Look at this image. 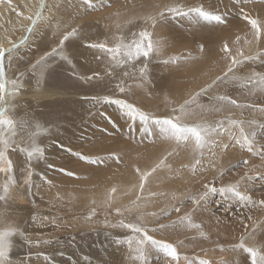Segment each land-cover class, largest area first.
Returning <instances> with one entry per match:
<instances>
[{"label": "bare ground", "instance_id": "6f19581e", "mask_svg": "<svg viewBox=\"0 0 264 264\" xmlns=\"http://www.w3.org/2000/svg\"><path fill=\"white\" fill-rule=\"evenodd\" d=\"M46 2L49 5L54 3L59 4V8L54 7L51 13L48 11L44 12L45 16L51 15L54 17L52 22L53 27L43 28L39 34H33L29 41V44L33 42L36 43H33L35 45L33 50H30L31 47L29 45L22 46L19 50V55H21L20 52L29 50L28 52L26 51L28 55H24L23 52L22 56L26 58L24 59V57H21L23 60L20 63L18 60H16L17 62L14 61L15 67L19 66L20 68H18L20 71H24L26 67H29L30 60L34 63L35 59H38L45 51H42L37 55L33 54L40 51L41 48L43 49L47 47L48 44V46H50L53 41L58 43L61 38H58V35H60L65 29L70 30L71 27L79 26L82 28L84 35L81 36V40L76 41L77 47L72 51L71 57L69 58L71 63L57 59V63L55 62L52 64L50 69L45 73V77L41 81L39 87L36 84V78L33 77L31 73H28L25 77L23 91L14 97H10L15 105L13 110L15 111L17 118L25 117L27 114L34 121L41 123L44 127L49 129V134H41L42 139L37 141L42 146H46V153H48L47 158L49 159L33 161V166L36 167V169L34 167V174H38L36 175L38 182H40V179L42 180V183H39L38 188L34 189L36 197L44 201L51 196L57 198L59 195L58 197L61 196L67 198L66 200H70L68 197L75 199L78 193H81L80 190H82L83 193L87 191L85 193L90 194L89 199L91 198L93 200L94 198L95 202L103 203L105 201L104 198H110L114 206L119 205L121 201L122 203H125V207L132 208V202L135 200L136 195L141 194L139 190L141 173H151L147 181H145V190L142 194V200L146 201L148 194L151 192L158 194L157 198L151 203H147L146 206L144 204L141 205V212L144 214H148L152 211L153 208L151 207V204L157 202V199L159 200L160 198H163L166 201H169L171 200L169 199L170 195H175L173 196L175 198L183 195L175 189L176 186H173L175 187L173 188L170 184L173 182L179 186L182 180L179 183L178 179H182L183 174H189V171H191L187 167H189V164H191L190 166L192 167L193 163H195L196 155L193 152L192 146L188 145L187 147L181 146L178 148L175 142L167 141L158 135L149 138L147 136H142L138 129L134 132H130L126 124L127 117L124 116L116 106L111 104H94L90 99L92 95L96 96V94L99 95V93L110 92V95L113 94V96L119 94L116 90V84L119 83L117 77H106V80L108 81L106 88L101 86L102 82H97L95 80L89 82L87 79V77L92 75L93 72H99L101 76H104L106 67V55L95 49L86 47L87 43L101 42L107 39L109 45L112 46L118 42L114 37L121 35L127 37L131 32L137 31L139 27L143 25V20L141 18L155 14L158 10L157 6L171 4L176 2V0H93V3L96 4L97 7L95 9L87 10L86 14H83V9H74L73 7H70V5H78L79 0H46ZM186 2L192 6L203 3L206 8L227 11L230 14L236 13L240 8H243L244 11L249 13L253 18L260 19L262 21V27H264V0H249L248 3L240 4H237L236 0H186ZM38 4L39 0H12L11 5L8 4V0H2V2H0V43L5 46H10V43H18L23 35H27L26 26L29 24V21L20 17L18 12L22 11L25 16H27L30 14L29 9L34 12L36 7H38ZM129 20H131L132 23H128ZM97 21H102V23L97 24ZM57 23L60 25L58 31L55 28ZM150 30L154 31V38H160L165 41L164 53L161 56L152 58L149 62L150 81L146 80L141 83L139 79H137L135 82L132 80H126V83L133 87V91L130 93L134 94V98L136 99L134 102L137 106L146 108V110L152 111L156 115L168 111L165 107L168 102H183L184 99L188 98L189 93L198 91L205 83L210 82L215 76L222 74L227 62L222 59L224 54L219 50V46L225 38L228 40L231 48L237 46L233 43L237 35L248 40L253 39L250 24L238 17L233 19L231 15L229 16V26L226 28L212 25L198 26L187 18L181 17L178 19H169L163 24L158 25L154 30ZM54 32H56V35L53 34ZM56 44L52 47L56 46ZM201 44L204 45V52H200L199 50V45ZM239 46L245 49L246 54L255 55L258 51L264 50V34H262L259 43L254 41L251 45H246L244 39H242ZM52 47L46 51H51ZM189 52L196 57L195 60L181 62L179 65H164L158 62L159 60L167 59L169 56L187 54ZM97 57H101V59L98 60ZM21 58L19 60H21ZM258 61L259 60L248 62L241 67V70L245 69L244 75L242 74L241 76H249L253 71L259 72L257 69ZM139 66L140 63L137 62V67ZM116 71L117 74H119L122 70L117 69ZM18 74L19 73H16V75ZM9 78H15L12 70L9 71ZM234 87L235 90L240 88V86L238 87L237 85ZM248 87H241L242 89H240L245 92L243 91L244 93H239L240 95L238 94V96L245 95L246 91H248ZM219 89L220 88H217V94L214 89L209 94H213L214 91V94L218 95ZM229 92L230 91H228L227 94ZM232 93L236 95V92L232 91ZM256 94L258 95L260 93L257 92ZM251 95L255 96V94ZM114 97L123 98L124 95H117ZM125 98L127 99L129 97ZM243 99L244 98L240 99V101ZM261 100H264V94ZM204 102L206 103V101ZM254 102L252 101V104ZM256 105H259V101ZM102 115L107 116L102 117L104 118V120L102 119V121H104L103 123L100 119ZM105 118H107V122H105ZM110 123L117 124L118 130L121 129L120 133H122L117 139L113 140L109 138V135H107V132L105 131L106 129L102 132L100 131L101 133H95L100 129H98L100 124H103L104 127L108 124V128H111L109 125ZM246 126L247 125L244 127L246 128ZM118 130L115 128L110 131L111 134H113L115 131L119 133ZM90 133H95L99 136H96L97 138H94L93 140L95 134L91 137ZM84 137L86 139L87 137H91L93 141L84 146L82 143ZM226 141L227 140L224 137V142ZM61 145H63V147H61ZM80 146H84L88 153L93 154V157H108L115 153L119 156V160L114 158L105 159L103 164H92L91 166L82 163L79 164L80 162H83L79 159L76 160L80 162L74 159L70 167H65L63 165L65 162L62 163V166L59 164L60 162H58L57 158L60 156L61 152L64 151L70 156L72 151ZM68 149H71V151H68ZM169 152H175L174 155L170 156L165 161L169 167H161L156 172L152 173V168L156 167V165L159 164ZM51 158L54 159V163L52 162V164L48 163ZM204 158L208 165V160L212 158V156L209 155L208 149L205 151ZM13 159L14 161L22 159V154L20 156L13 155ZM59 161L62 160L60 159ZM50 164L51 167H49ZM62 168L67 172H70L68 171L69 168H73L76 175L69 176L66 172L61 171ZM56 169H59V171H55ZM136 169H139L140 172L138 173ZM52 174H54L56 178L60 177L58 179L60 185L53 184L56 182L51 183V185L43 182L45 181L44 178H47ZM49 179H47V181ZM185 179L187 181V176ZM185 179H183L184 183L186 182ZM2 182L3 178L0 177V183ZM151 185L155 188L152 189ZM69 186H72L75 190L70 191L65 189ZM185 186L186 185H184V187ZM113 187L117 188V192L114 194L110 191ZM94 189H96V192H92ZM22 190H13L6 202L0 201V213L6 214L7 223L18 226L20 229L22 224L21 221L19 222L17 219L22 217L19 215L24 212L22 209L23 205L21 206L25 200ZM25 193L26 192H24V194ZM132 194H136L134 199H129V196ZM10 200L11 202L9 203ZM75 200H77V198ZM130 200L133 201L130 202ZM25 201H27V199ZM42 201H40V203ZM71 201L72 200H70V202ZM49 203L51 202L49 201ZM35 213H37V211ZM47 214L49 215V213ZM50 215L48 219H50ZM45 217L47 218L48 216ZM69 218L71 217L69 216ZM27 221L26 217V221H24L25 226L26 228H30V226H27V223H29ZM71 223L76 224V221L70 219L65 221L64 224H70L73 228L74 225ZM46 224L49 226L50 222L48 224L47 221ZM43 225H45V222ZM2 227L3 225L0 224V228ZM35 227L38 228V226ZM39 227H41V225H39ZM45 227L47 226H44V229H46ZM23 228L24 227H22V231H24ZM28 228L25 230L30 232L31 230H28ZM37 228L32 229L33 233H36ZM29 232L25 234V237L30 238L31 240H38L40 241L39 243L42 244L45 243L43 242L45 238L43 235L45 232L41 233L38 231L39 234L37 235H34L33 233L28 234ZM191 235H196V233H192ZM25 237H13L14 247L11 252V258L16 261H24L25 264H36L35 261L37 260H42L43 262L48 261L49 259H44V256L47 254L46 252V254L39 255L36 252L33 253L35 250H33V252L29 250L31 245L27 242ZM19 238L22 243L18 244L17 240ZM29 252H32L33 254L29 255ZM123 257L125 261L129 260V248H126ZM194 257H200L211 261V257L208 255L201 256L197 253V255H194L191 258Z\"/></svg>", "mask_w": 264, "mask_h": 264}, {"label": "snow or ice", "instance_id": "6c2138e0", "mask_svg": "<svg viewBox=\"0 0 264 264\" xmlns=\"http://www.w3.org/2000/svg\"><path fill=\"white\" fill-rule=\"evenodd\" d=\"M2 2V0H0ZM237 4L248 3L249 0H236ZM12 0H8L11 5ZM59 8V4L49 5L46 0H39L38 7L25 16L24 12H18V15L27 21L29 24L26 26L27 35H23L18 43L12 42L10 46H5L0 43V177L3 182L0 183V201H7L13 190H20L23 186L24 191H28L33 186L34 166L33 161L46 159V146L38 143L42 139L41 134H49V129L44 127L41 123L34 121L27 114L25 117L17 118L15 105L10 97H14L24 89L25 77L31 73L36 78V84L39 87L41 81L45 77V73L50 69L51 65L57 59L71 63L68 56L64 54L63 48L66 41L70 38H79L84 35L81 27H71L70 30L65 29L60 35L56 46L51 48V51H45L35 62L29 61V67L24 71H20L15 67L14 61L19 60V50L24 45H29V41L33 34H39L43 28L53 27L54 17L49 15L45 16L44 12H52L53 8ZM74 9H83V14L87 13L89 9H95L96 4L93 0H79L78 5H70ZM158 10L153 15L142 17L143 25L137 31L131 32L127 37L121 35L116 36L114 39L118 41L110 46L107 39L101 42L87 43L86 47L95 49L100 53L106 55L105 59V74L101 76L99 72H93L92 75L87 77L89 82L93 80L102 82V87H107L108 81L106 77L116 76L119 83L116 84V90L123 95L133 91L132 85L126 83V80L136 81L139 79L141 83L150 81L149 62L152 58L163 55L165 48V41L160 38H154L155 33L150 29H155L158 25L163 24L169 19H178L185 17L194 22L198 26H216L228 27L229 16L233 19L237 17L247 21L251 26L252 40L242 38L240 35L235 37L233 42L237 45L235 48L229 46L228 40L225 38L219 46V50L224 54L222 59L225 60L226 66L222 74L215 76L210 82L205 83L199 88L198 91L189 93L188 98L183 102L170 101L165 107L168 111L156 115L151 111L145 110L141 106L133 102H129L125 98H116L113 95H96L90 99L94 104H111L116 106L120 112L127 117L126 124L130 132L137 129L142 136L152 138L158 135L163 139L170 142H175L177 147L192 146L195 155V163L192 165L193 171L197 166H203L205 150H209V155L213 158L217 156L218 152H224L231 146V143H225L222 134H231L233 128L239 129V137L230 135V141H235L241 147L247 149L249 153L254 150V141L252 137L255 136V131L250 133L245 132L244 121L225 117L209 121L208 116L214 113H221L226 106L240 108L241 104L237 99H233L227 93L210 95L209 93L215 88L229 87L239 85L240 87H248L250 94H264V72L253 71L249 76H238L237 72L240 71V66L246 65L248 62L259 60L264 65V50L258 51L255 55L246 54L245 49L240 47V41L244 39L246 45H251L254 41L259 43L262 34H264V27L262 21L258 18H253L249 13L240 8L236 13H229L227 11L214 10L206 8L203 3L194 6L189 5L186 0H176L171 4H162L157 6ZM128 23H132L131 20ZM23 27V26H22ZM119 27V25H118ZM56 30L60 29L59 23L55 25ZM56 35V32L53 33ZM200 52H204V45H199ZM101 59V57H97ZM190 52L187 54H179L169 56L167 59L159 60V63L164 65H179L181 62H188L195 60ZM51 62V63H50ZM137 62L140 66L137 67ZM117 69L122 70L117 74ZM12 70L15 78H9V71ZM16 73H19L16 75ZM207 100V104L204 103ZM244 107L250 109H258L264 113V105L247 104ZM170 113V114H169ZM111 122V121H110ZM252 124L258 122L253 120ZM264 127V124H259ZM155 130V131H154ZM63 147V145H61ZM71 151V149H68ZM22 159L14 161L13 155L20 156ZM175 152H169L156 167L152 168L151 172H156L161 167H169L165 161ZM83 160L91 164H103L105 159H117L119 156L115 153L108 157L102 156H88L81 153H76ZM255 155L264 157V148L255 152ZM245 165L249 162L243 161ZM209 166L215 167L214 160L208 162ZM51 167V165H49ZM69 176H75L74 172H67L61 169ZM139 173L140 170L136 169ZM227 169L219 170L218 178L214 182L205 183L202 185V190L187 195L183 199L173 204L171 208L162 209L159 213L152 212L144 214L141 212V205L146 206L147 203L154 201L158 194L151 192L148 194L146 201L142 200V194L145 190V181H147L151 173H141V182L139 184L140 195H136L135 200L132 202L133 208H124L117 206L114 211L117 215L124 217L116 223H110L105 217L104 224L113 229L120 228L126 229L130 233L128 239L129 245V260L131 264H149L150 257L153 251L163 253L166 257V264H212L208 259L200 257L190 258L182 256L179 247L183 246V241L176 243L170 242L166 237L157 238L156 233H164L169 230L180 231L185 228L198 230L199 237L208 238V233L204 231L203 223L194 222L193 213L207 212L215 217L217 224L221 223V217L216 216L215 212L209 207V200L212 195L216 193L224 194L226 197L231 196L239 200L250 202L251 204H259L264 207V199L259 201L252 200L251 196L247 194L248 182L253 181L255 176H259L264 180V173L257 171L255 175L245 172L234 183H223V177ZM51 185L52 181H47ZM219 183V186L217 184ZM111 193L117 192V188H111ZM105 207L112 209V200L106 199L104 202ZM185 204H190L191 208L185 215H177L175 220L168 223H162L161 220H166L174 212L181 213ZM228 209H225L227 211ZM127 214V215H126ZM96 215V208L91 209V215L85 218L86 223H92V217ZM150 216L151 219H147ZM134 217V218H132ZM249 220L252 218L249 216ZM0 264H25L24 261H16L11 258V252L14 247L13 237H25L24 231L18 226L9 224L6 221V214L0 213ZM150 225H154L151 226ZM253 231L248 232V226L245 225V235L240 237V242L234 244L232 249H242L249 254L251 264H264V243L259 247H250L246 244L245 239L254 240L256 231H264V228L259 227L253 223ZM152 233V234H150ZM27 242L31 244L33 241L25 237ZM195 239V238H194ZM36 243H39L37 240ZM47 243V241H46ZM48 260V256H44ZM85 264H88V257H84ZM221 264H229L228 261H222Z\"/></svg>", "mask_w": 264, "mask_h": 264}, {"label": "rangeland", "instance_id": "374dc122", "mask_svg": "<svg viewBox=\"0 0 264 264\" xmlns=\"http://www.w3.org/2000/svg\"><path fill=\"white\" fill-rule=\"evenodd\" d=\"M101 23H102V21L101 22L97 21V24H101ZM60 37H61V35H58V38H60ZM77 40H81V37L70 38L69 41L65 42L63 51H64V54H66L68 56V58L71 57L72 51H74V49L77 47V43H76ZM53 42H51L50 46H48L49 45L48 44L47 47H45L43 49L41 48L42 50L40 49V51H37V53H35L33 55H37L38 53H40L42 51H46L50 47H52L53 45H55L57 43V42H54V43ZM98 42L99 41H97V43ZM33 43L30 44V47L32 48V49L30 48L31 51L33 50V47L35 46L34 44H36V43H34V44ZM26 51L28 52L29 50H26ZM26 51L20 52L21 55H19V53H18L19 57L20 58L24 57V56H22L23 54L27 56L28 53ZM25 52H26V54H25ZM25 58L26 57H24V59ZM22 60H23V58H21V60H18L19 63L22 62ZM257 63H258L257 64L258 65V68H257L258 71L259 72L264 71V65H262L260 61H258ZM243 66L244 65L240 66V68ZM244 70L240 69V71L237 72V75L238 76H241L242 74L244 75ZM31 78H32V76H31ZM237 86L239 87V85H237ZM232 88H233V90H232ZM234 88H235L234 86L233 87L230 86L227 88L221 87L218 91V95L225 94L226 91L227 92L230 91L232 95L230 94V92L228 93V95H230L231 97L233 96L232 98L237 99L239 103L241 102L240 103L241 107L235 108V107H232L230 105L226 106L223 112L214 113L213 115L208 116L207 119L210 122L213 120H217V119H223L225 117L243 120L245 122L244 126L247 125L245 128L246 133H250L253 130L255 131V136L252 137V139L254 141L253 152L249 153L247 151V149L244 147H241L240 144H238V143L236 144L235 141H230V135H235L236 133H238L235 135L237 138L240 135L239 129L233 128L231 130V134H224L223 135V137H225V139L227 140L225 143H231V146L222 153L218 152L216 157H214V158L212 157L211 159L208 160V162L210 160H214L215 167H211V166H209V164L207 165L205 158L203 161V166L202 167L197 166L195 171L192 170V167L190 166L191 164H189V167H191V168H189V167H187V168L191 171H189V174H187L185 172L186 173L185 175L187 176V181L185 179L186 176L183 174V178L178 179L179 183L181 180L183 181V182L181 181L180 184L177 182L179 184V186L173 182H171V184H170L172 187L176 186V188L175 187H173V188L177 189L183 195L179 196L178 198L173 197L175 195H170L169 199H171V200H169V201H166L163 198H160L159 200L157 199V202H153L152 203L153 205L151 204V207L153 209L150 213H152V212L159 213L162 209L171 208V206L173 204H176L178 200L183 199L187 195H190L194 192L201 191L203 184L214 182L218 178L219 170H221V169H227V171L225 172V175L223 177V183H234L245 172H248L251 175H255V173L257 171L264 173V157L255 155L256 151H259L261 148H264V127L259 126V124H264V113H261L258 109H250V108L244 107V105H247L249 103L252 104V101L253 102L255 101L253 104H257L259 101V105H264V103H263L264 100H261L263 98V94H258V95L255 94V96H253L248 91H246L245 95H243L245 97H243V96L239 97L238 94L239 93L241 94V92H243L244 90H241L242 89L241 87H240L241 89L237 88V90H235ZM214 90L216 91L215 93L217 94V88H215ZM232 91L236 92L235 93L236 95H234L232 93ZM119 94H117V95L123 96V94H120V95ZM213 94H214V91H213ZM96 95H98V94H96ZM99 95H110V92L99 93ZM111 95H113V94H111ZM117 95H114V96H117ZM210 95H212V94H210ZM256 95H257V97H256ZM92 96H94V95H92ZM125 97H129L127 99L128 100L130 99L129 101L132 102V99L135 96L132 93H128L126 96L124 95L123 98H125ZM236 97H239V98H236ZM241 97L244 98L242 101H240V99H242ZM117 98H121V97H117ZM245 98H246V101H248V102L245 101ZM249 98H250V101H249ZM135 100L136 99L134 98L133 101H135ZM204 101H206V103L205 102L204 103L207 104V100L204 99ZM144 109L146 110V108H144ZM261 114H263V115H261ZM103 116L107 117L106 115H102L100 117L102 123L104 122V121H102V119L104 120V118H102ZM105 120H106L105 122H107V118H105ZM253 120L257 121L258 123L252 124L251 121H253ZM113 124L114 123L109 124L111 128H108V126H107L108 124L105 125V127L103 126V124H100L101 127L100 126L98 127V129L99 128L100 129L97 130V132H95V133L96 134L101 133L102 131H104L106 129L105 131L107 132V135H109V138L115 140L119 137V135L122 132L120 133L121 129L118 130L117 124H114V125ZM49 128H50V126H49ZM115 128L118 130L119 133H117L115 131L113 134H111L110 130L111 129L114 130ZM95 133H90V136L92 137ZM108 133H110V134H108ZM115 133H116V135H115ZM96 134L93 136V140H94V138H97L99 136ZM91 137H87V139L85 137L83 138L82 143L84 144V146L93 141ZM84 146L83 147L80 146V147L75 148L77 150L74 149V151H72L70 156L67 155V153L64 151L61 152L60 156L57 158L58 162H60L59 164L62 166V163L65 162L63 165L65 167H67V166L70 167V165H71V163H73L72 161H74V159L75 160L79 159L80 161H83V162H80V161L76 160V161L80 162L79 164L82 163L84 165L87 164V165L91 166L92 165L91 163L83 160L80 156L76 155V153H81L83 155H88V156L93 155L92 153H88ZM47 155H48V153H46V159H49V158H47ZM60 159L62 161H59ZM55 160H56V158H55ZM245 160H247L249 162L247 165H245L243 163V161H245ZM41 161H43V160H41ZM173 161H174V158H173ZM52 162L54 163V159L51 158V160H49L48 163L52 164ZM204 166H206V167H204ZM35 169H36V167H35ZM55 171H59V169H56ZM68 171L74 172L73 168H69ZM191 174H193V175H191ZM36 175H38V174L35 173L33 175V182H34L33 186L27 192L24 191L23 186L20 188V190L23 189L22 190L23 195H24L25 200L27 199V201L24 200V202L21 204V206L23 205L22 209L24 212L22 211L23 213H21L19 215L22 217L17 219L19 222L21 221L22 227H24L23 229H24L25 234H27V232H29V231L25 230L28 228V227L26 228L25 222H24V221H26V217L28 220L27 222H29V223L26 222L27 226H30V228H28V230H31L28 234L33 233L32 229L37 228L35 226H38L37 230L40 231L41 233H44V232L49 233V234L44 233V235H43V237H45L43 242L46 243V241H47L46 245H45V243H43V244L42 243H36L37 240H32L33 244L32 243L30 244L31 245L30 246L31 248H29L30 251L33 252V250H35L33 253L36 252L39 255H41V254L43 255V254L47 253L46 256L49 257L48 261H44V262L42 260L41 261L40 260L35 261L36 264H85L84 257H88V264H131L130 260L125 261V259L123 257L124 253L126 252V248H129V245H128V239L130 238L129 231L126 229H120V228L113 229L111 227L105 226V224H104L105 217H107V219L110 223H116L118 221V219L119 220L123 219L124 217H121L115 213L114 208L117 206L121 207L122 209L128 208V207L124 206L125 203H122L120 201L119 205L114 206L112 204V209L110 210L107 207H105L104 203L95 202L94 198H93V200L91 198L89 199L90 194L85 193L87 191H85L83 193L82 190H80L81 193H78L77 197H75V199L77 198V200L71 199L70 197H68V199L72 200L71 202H70V200H66L67 198H65V197H61V196H60L61 198L58 197L59 195L57 196V198L55 196H51L47 200L42 201V200L38 199V197H36V193L34 190V189L38 188L40 182L42 183L41 179H40V182H38V178ZM188 175H189V177H188ZM49 177H50V179H49ZM59 178L60 177L56 178L55 175L52 174V175L48 176L47 178H44L45 181H43V182L47 183V179H49L50 181H52V183L56 182L53 184L60 185L58 183ZM183 179H185V181H186L185 183H184ZM182 183H183V185H182ZM70 185H72V184H70ZM180 185H182V186H180ZM184 185H186L185 187L187 188V190L184 187ZM35 186H37V187H35ZM154 186L151 185V188L152 189L155 188ZM217 186H219V183L217 184ZM65 189H68L70 191L75 190V188H73L72 186H69L68 188H65ZM24 192H26V193L24 194ZM92 192H96V189H94ZM247 194L251 196L252 200L259 201L260 199H264V180H261V178L259 176H255V179L253 181L248 182ZM135 195L136 194H132L131 196H129V199H131V198L134 199ZM78 196H80V197H78ZM171 197L174 199H172ZM32 198H34L35 200ZM73 200H74V202H73ZM104 200H106V198H104ZM40 201H42L44 203H42V202L40 203ZM49 201L51 203H49ZM97 201H99V200H97ZM131 201H133V200H130V202ZM10 202H11V200L9 201V203ZM46 202H47V204H46ZM130 202H128V203H130ZM52 206H54V207H52ZM41 207H43V208H41ZM44 207H45V209H44ZM93 207L96 208V215L92 217L93 222L92 223H86L85 218L91 215V209ZM209 207L212 209V211L215 212L216 216L221 217V223L220 224H217L215 221V217L211 216L207 212H196V213L192 214L194 217V222L204 224V231L206 233H208L207 239H205L203 237H199V235L197 234L198 230L191 229V228H185V229L180 230V231L169 230L168 232L156 233L154 235H157L160 237H166L170 240V242H173V243H176L178 241H183V246L179 247V249H178L180 251V253L182 254V256H188V257L190 256V258H191L192 256L197 255V253H198L201 256H203V255L210 256L211 261H213L212 263L221 264L222 261H228L230 259L229 264H251V259H250V256L248 253H246L242 249H236L234 251L232 249V246L234 244H238L240 242V237L242 235H245V228H244L245 225L248 226V229H247L248 232L253 231V227H252L253 223L257 224L261 228H264V207L260 206L258 203L255 205L251 204L250 202L246 203L245 201L239 200L238 198L231 196V194H229L226 197L224 194H221V193H216V194L211 196V198L209 200ZM50 208H52V209H50ZM101 208H102V210H101ZM158 208H160V209H158ZM190 208H191L190 204H185L181 210V213L176 214L173 212L168 217V219L161 220V222L162 223H168L171 220H175L177 218V215H185L190 210ZM156 209H158V210H156ZM225 209H228V210L225 211ZM106 210H109V211H106ZM36 211H37V213H35ZM133 212H135L134 208H133ZM47 213H49V215L51 214L50 219H48L49 215ZM105 214H107V215H105ZM68 215L71 218H69ZM45 216H48V217L46 218ZM51 216H52V218H51ZM249 216L252 218L251 220L248 219ZM45 218H46V220L48 219L47 220L48 224L50 222L49 226L46 224L47 221L45 220ZM132 218H134V217H132ZM146 218L151 219V217L147 216V215H146ZM70 219H74L76 221L77 225L75 223L74 224L71 223L72 225H74L73 228L70 226V224L69 225L64 224L65 221H68ZM44 222H45V225H43ZM41 223H43V224H41ZM39 225H41V227H39ZM51 225H53V226H51ZM44 226H47V227H45L46 229H44ZM69 226H70V228H69ZM151 226H154V225H150V227ZM22 227H21V230H22ZM39 228H40V230H39ZM41 229H43V230H41ZM37 230H36V233H33L34 235L39 234V232ZM192 233H196V235H191ZM150 234H152V233H150ZM160 237H157V238H160ZM180 238H182V239H180ZM194 238L197 240V242ZM52 240H53V242H52ZM17 241H18L17 242L18 244L22 243L20 241V238ZM245 242L250 247H259L260 244L264 243V231L257 230L255 239L254 240L247 239V237H246ZM32 252H29V255L33 254ZM149 264H166V257L164 256L163 253L153 251V253L150 257V260H149Z\"/></svg>", "mask_w": 264, "mask_h": 264}]
</instances>
